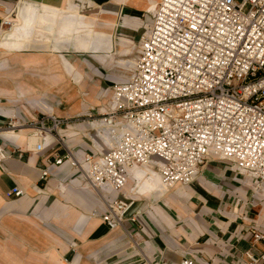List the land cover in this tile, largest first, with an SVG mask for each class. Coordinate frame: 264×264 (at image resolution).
I'll return each mask as SVG.
<instances>
[{
    "label": "crops",
    "instance_id": "0c3cea01",
    "mask_svg": "<svg viewBox=\"0 0 264 264\" xmlns=\"http://www.w3.org/2000/svg\"><path fill=\"white\" fill-rule=\"evenodd\" d=\"M160 1L0 0V128L10 118L73 117L108 105L135 69L140 32ZM99 128L87 121L60 132L86 160L108 151ZM29 143L37 140L0 129V145L13 153L0 162V264H245V251H264L252 232L264 233V196L250 193L253 176L232 159L209 155L194 182L146 193L132 173L123 192L135 205L125 227L111 229L81 172L53 162L58 145L36 151ZM15 186L24 195L9 197Z\"/></svg>",
    "mask_w": 264,
    "mask_h": 264
},
{
    "label": "built area",
    "instance_id": "2783aa9c",
    "mask_svg": "<svg viewBox=\"0 0 264 264\" xmlns=\"http://www.w3.org/2000/svg\"><path fill=\"white\" fill-rule=\"evenodd\" d=\"M149 19L135 69L114 85L118 107L98 110L99 118L90 113L87 120L111 125L122 117L129 128L99 159L88 156L90 169L73 160L74 149L60 132L76 123L73 117L43 113L20 123L36 129L43 141L37 151L58 145L55 164L68 160L90 187L116 192L96 211L111 229L125 227L134 204L123 187L135 164L158 160L172 186L194 182L206 157L216 155L232 159V167L252 175L256 189L264 191V0H161ZM16 122L10 118L0 129L20 131ZM12 155L0 145V162ZM7 195L24 191L15 186ZM252 232L255 241L264 240L263 232ZM244 255L245 264H264V251ZM180 264L195 262L184 258Z\"/></svg>",
    "mask_w": 264,
    "mask_h": 264
},
{
    "label": "bare ground",
    "instance_id": "6f19581e",
    "mask_svg": "<svg viewBox=\"0 0 264 264\" xmlns=\"http://www.w3.org/2000/svg\"><path fill=\"white\" fill-rule=\"evenodd\" d=\"M154 9H155L154 6L151 7L150 8L151 12H154ZM14 28H15V26L12 28V31L14 30ZM136 63H137V59H136V62H135V66H136ZM118 105H119V102H118L117 98L114 96V93H113V96L110 99V103L108 105L104 106L103 108H101L100 112L107 113V112H109V109H110L109 107L110 106H112L115 109L116 107H118ZM93 123H103V131H104L103 133H105L106 136L104 135L102 137L104 138V141L109 145V147H112V146L115 145V141H116V137H117V133L118 132L124 131V130L129 128V125H127L125 123V121L123 120L122 117L117 118L116 121L113 124H111V125L105 123L104 120H99V119H96L95 121H93ZM16 126H20V132L14 131L11 128V133L19 135L20 137H24L26 139H35V140H37L36 144L32 143L33 146L35 145V149L37 148V144L38 143H42L43 142V141H41L42 139L39 136H36V134H35L36 129L30 128V127H27V126H22L20 123H17ZM97 130H98V133L100 135H103L99 131V129H97ZM32 142H34V141H32ZM29 144H31V143H29ZM41 151H43V150H41ZM74 155H76L75 152H74ZM89 156L96 157V159L100 158V156H98V155H96V156L89 155ZM76 157L77 158H74V156L72 157L74 161H76L77 163H80V166L82 165L84 168L90 169L88 167V162H87L88 156H87L86 160H81L80 157H78L77 155H76ZM133 170H134L135 185H138V187L141 188L142 193H146V192L151 191V190L154 189V181H155V179H157L156 180V186L157 185H161V186L167 185L169 187H173V186H175L177 184V183H175L174 185L170 186L165 180H164V182H162L161 178L159 177L160 175H162L160 170L158 168H157V170L153 169L150 166V162H146V163H143V164H135V165L130 166L128 168V173H129L128 174V179H127V182H126L125 186L123 187V191H124V189L127 186L128 180H129L130 175H131ZM241 172H244V171H241ZM83 178H84V176H83ZM84 180H85V178H84ZM84 185H85V187L88 190H90L95 195V197L97 198V200H98V202L100 204L102 203V201L107 203L106 199H109L111 197V195L113 196V194L116 193V192H113L110 188H109L108 192L105 190V188L103 189V192H102L101 189L96 188L94 185H93V187H90V183H88L86 180H85ZM126 195H128V194H126ZM128 196H130L132 199H134L133 195H128ZM134 205H135V201H134V204L132 205L131 209L133 208Z\"/></svg>",
    "mask_w": 264,
    "mask_h": 264
},
{
    "label": "rangeland",
    "instance_id": "374dc122",
    "mask_svg": "<svg viewBox=\"0 0 264 264\" xmlns=\"http://www.w3.org/2000/svg\"><path fill=\"white\" fill-rule=\"evenodd\" d=\"M249 9V6H247V8H246V10H248ZM142 18L144 19L145 17H144V15H142ZM145 23H148V21L147 20H145ZM6 26V25H5ZM9 25H7L6 27H8ZM145 30H143V31H141L140 33L142 34V32H144ZM142 36V35H141ZM137 44H138V42H137ZM139 51L140 50H138V51H136L135 50V53H134V55H133V57L134 58H137L138 59V55H139ZM79 57V55H78V53H76L75 54V57H74V59H77ZM85 58H90L88 55H86V56H84ZM132 73V72H131ZM131 73H129L130 75H131ZM90 113H92L94 116H97L96 118H99V115H96L97 113H98V111L97 110H92V111H85V112H81V113H79V114H77V115H74L73 116V122H76V123H83V124H85L86 123V121L89 119V114ZM99 131L103 134V135H105V133H103L104 131H103V129H101V128H99ZM106 136V135H105ZM108 148H109V146H107ZM132 173H134V170L132 171ZM131 173V174H132ZM160 178H161V181L162 182H164V179H163V176L162 175H160L159 176ZM243 178V180H246V178H245V176H243L242 177ZM251 183H252V185H250V187H248L249 189H250V193H252V194H254L255 192H261V193H264V191H263V189H256V183H255V181H251ZM155 186H156V182L154 183V189H155Z\"/></svg>",
    "mask_w": 264,
    "mask_h": 264
}]
</instances>
